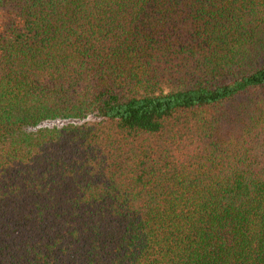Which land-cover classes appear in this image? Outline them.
<instances>
[{
  "label": "trees",
  "instance_id": "16d2710c",
  "mask_svg": "<svg viewBox=\"0 0 264 264\" xmlns=\"http://www.w3.org/2000/svg\"><path fill=\"white\" fill-rule=\"evenodd\" d=\"M0 264H264V0H0Z\"/></svg>",
  "mask_w": 264,
  "mask_h": 264
},
{
  "label": "rangeland",
  "instance_id": "374dc122",
  "mask_svg": "<svg viewBox=\"0 0 264 264\" xmlns=\"http://www.w3.org/2000/svg\"><path fill=\"white\" fill-rule=\"evenodd\" d=\"M69 121H75V120H51V121H46L42 123L44 126H52V125H62L64 123H67Z\"/></svg>",
  "mask_w": 264,
  "mask_h": 264
}]
</instances>
